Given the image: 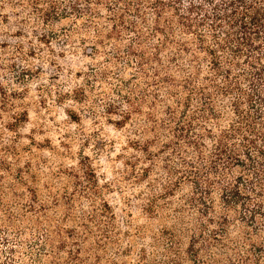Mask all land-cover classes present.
<instances>
[{"label":"trees","instance_id":"1","mask_svg":"<svg viewBox=\"0 0 264 264\" xmlns=\"http://www.w3.org/2000/svg\"><path fill=\"white\" fill-rule=\"evenodd\" d=\"M3 9L89 58L65 99L126 130L123 180L141 186L150 224L119 216L90 164L47 171L21 142L28 111L0 85V264H264V0Z\"/></svg>","mask_w":264,"mask_h":264},{"label":"rangeland","instance_id":"2","mask_svg":"<svg viewBox=\"0 0 264 264\" xmlns=\"http://www.w3.org/2000/svg\"><path fill=\"white\" fill-rule=\"evenodd\" d=\"M1 14L0 85L13 92V111H28V122L20 130L22 144L42 156L45 169L53 173L81 162L90 164L100 184L107 185L105 198L117 214L130 210L132 226L149 225L134 198L141 186L123 180L124 162L133 153L126 130L115 128L104 116L95 120L87 106L65 99L66 92L83 82L76 74L86 69L89 58L69 52L61 39L39 42L30 29H20L13 18L5 20L8 10ZM128 198L131 207L125 204Z\"/></svg>","mask_w":264,"mask_h":264}]
</instances>
